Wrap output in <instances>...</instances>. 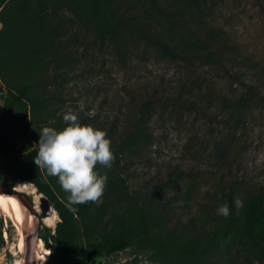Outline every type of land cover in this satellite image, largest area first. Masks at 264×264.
I'll return each instance as SVG.
<instances>
[{
	"label": "trees",
	"instance_id": "obj_1",
	"mask_svg": "<svg viewBox=\"0 0 264 264\" xmlns=\"http://www.w3.org/2000/svg\"><path fill=\"white\" fill-rule=\"evenodd\" d=\"M215 12L209 0H0L2 176L33 183L57 211L55 233L44 238L52 240L45 264H97L99 257L131 247L161 264H231L237 254L264 262L263 190L253 192L238 180L222 183L211 193L210 204L215 210L227 204L229 216L197 211L182 226L173 211L191 207L197 173L176 165L167 179L141 191H131L125 176L127 157L139 158L153 145L157 108L165 110L163 115L190 111L211 121L221 107L231 125L245 122L248 111L263 100L264 65L230 41ZM86 35L100 49L110 46L120 63L154 55L208 70L199 74L201 83L193 71L191 81L186 75L166 93L146 95L129 122L89 119L73 107L68 91ZM240 65L252 79L234 73ZM208 71L221 74L229 90L219 92ZM68 110L80 122L104 130L114 155L110 168L96 166L107 175L102 197L72 207L57 178L32 160L42 127H64ZM228 145L215 144L217 170L231 165ZM236 199L242 207L235 206Z\"/></svg>",
	"mask_w": 264,
	"mask_h": 264
},
{
	"label": "rangeland",
	"instance_id": "obj_2",
	"mask_svg": "<svg viewBox=\"0 0 264 264\" xmlns=\"http://www.w3.org/2000/svg\"><path fill=\"white\" fill-rule=\"evenodd\" d=\"M215 6L216 23L224 27L231 42L244 52L254 56L264 65V0H209ZM1 26V23H0ZM91 33H87L90 35ZM85 36L80 54L81 65L68 85L69 101L78 112L89 119L117 123L129 122L135 107L148 94L155 91L167 92L179 78L196 72L198 82L201 74L208 70L202 66L184 61L150 55L147 60L120 63L110 46L100 49L91 36ZM89 40L90 42H88ZM135 56V58H139ZM234 69L235 74H243L250 80L245 67ZM208 80L215 82L219 92L231 87L228 81L214 71H208ZM176 87V84H175ZM230 93V92H229ZM2 95L0 87V96ZM247 113L245 122L231 125L226 122L221 107L216 108L211 121L190 111H174L157 108L153 120V145L139 158L129 160L125 176L130 190L148 188L157 181L167 179L173 166L180 165L198 174L193 181L191 207L176 209L175 221L184 226L193 213L206 211L216 214L210 204V196L218 185L233 180L247 186L253 192L264 191V98ZM2 100L0 97V116ZM69 105V104H68ZM227 125H226V124ZM218 141L228 142L231 165L216 169L213 159L214 147ZM6 159L0 155V184L13 186L15 181L4 180L2 166ZM125 161V160H122ZM121 167V165H120ZM223 178V179H222ZM191 183V181H188ZM185 183V182H184ZM30 196V194H29ZM31 197V196H30ZM34 197V196H33ZM32 198V197H31ZM42 213L41 208L38 211ZM56 213V212H55ZM57 214V213H56ZM193 214V215H192ZM57 222L60 220L57 214ZM34 228V220L32 222ZM56 229V227H55ZM41 224V238L54 234ZM52 242L51 239L48 240ZM17 232L12 223L0 215V264H23L25 253L16 247ZM48 244L47 241H45ZM16 248V249H15ZM18 252V253H17ZM152 254L131 247L110 256L97 259V264H161ZM33 260V258H32ZM218 264V263H214ZM231 264H264L261 261H247L242 255L235 256Z\"/></svg>",
	"mask_w": 264,
	"mask_h": 264
},
{
	"label": "clouds",
	"instance_id": "obj_3",
	"mask_svg": "<svg viewBox=\"0 0 264 264\" xmlns=\"http://www.w3.org/2000/svg\"><path fill=\"white\" fill-rule=\"evenodd\" d=\"M62 119L64 127L60 129L42 127L32 160L37 169L57 178L67 193L70 207L97 202L104 193L107 175L99 174L96 166L111 167L114 159L111 141L104 130L80 122L78 114L72 110L64 112ZM234 203L237 208L242 207L239 199ZM229 211L227 204L218 205L216 209L223 217H228Z\"/></svg>",
	"mask_w": 264,
	"mask_h": 264
},
{
	"label": "bare ground",
	"instance_id": "obj_4",
	"mask_svg": "<svg viewBox=\"0 0 264 264\" xmlns=\"http://www.w3.org/2000/svg\"><path fill=\"white\" fill-rule=\"evenodd\" d=\"M16 190L30 194L34 201L36 211L40 210L41 194H37V188L34 184L26 180H19L13 183ZM34 196V197H33ZM0 215L10 221L17 232L16 247L20 253H25L27 248L30 231L32 228L33 218L24 202L10 193L0 194ZM57 214L42 218L43 225L50 230H55L57 223ZM16 249V248H15ZM31 254L30 264H45L50 258L51 251L44 247V240L39 238ZM18 253V252H17ZM33 258V260H32ZM19 264H21L19 262Z\"/></svg>",
	"mask_w": 264,
	"mask_h": 264
},
{
	"label": "water",
	"instance_id": "obj_5",
	"mask_svg": "<svg viewBox=\"0 0 264 264\" xmlns=\"http://www.w3.org/2000/svg\"><path fill=\"white\" fill-rule=\"evenodd\" d=\"M2 193H10L17 198L21 199L25 206L28 208L30 211V214L34 220V228L32 230V233L29 236L28 239V244L27 248L25 250V258L23 264H30V259H31V254L33 253L34 245L36 241L41 238L40 235V229H41V224H42V218L45 216H50L53 215L56 212V209L54 208V205L50 202L48 197L44 195L42 192H40L37 189V194H41V203H40V208L42 213L36 211L34 201L33 199L29 196L28 193L22 192L19 190H16L14 186H8L5 184H0V194ZM44 247L46 249H50L52 247V242H49L48 244L45 243L44 241Z\"/></svg>",
	"mask_w": 264,
	"mask_h": 264
}]
</instances>
